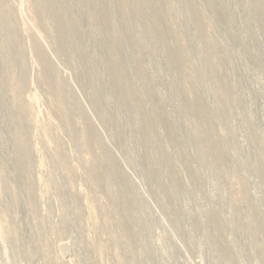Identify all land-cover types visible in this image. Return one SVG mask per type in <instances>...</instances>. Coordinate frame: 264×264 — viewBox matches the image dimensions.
Instances as JSON below:
<instances>
[{"label":"rangeland","instance_id":"374dc122","mask_svg":"<svg viewBox=\"0 0 264 264\" xmlns=\"http://www.w3.org/2000/svg\"><path fill=\"white\" fill-rule=\"evenodd\" d=\"M0 264H264V0H0Z\"/></svg>","mask_w":264,"mask_h":264},{"label":"trees","instance_id":"16d2710c","mask_svg":"<svg viewBox=\"0 0 264 264\" xmlns=\"http://www.w3.org/2000/svg\"><path fill=\"white\" fill-rule=\"evenodd\" d=\"M149 7H150V9H151V12H154L155 13V11H156V7H155V5H154V3L152 2H150L149 3ZM160 11V8H158L157 9V11L156 12H159ZM161 21V20H160ZM153 22V25L155 26V29H156V31L157 30H159V32H158V35H160L161 36V29L158 27V23L157 22H155L154 20L152 21ZM160 24V23H159Z\"/></svg>","mask_w":264,"mask_h":264}]
</instances>
